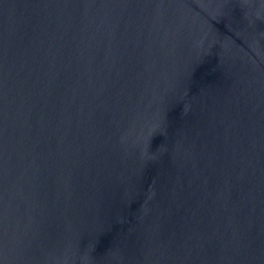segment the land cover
Segmentation results:
<instances>
[{"label": "water", "instance_id": "water-1", "mask_svg": "<svg viewBox=\"0 0 264 264\" xmlns=\"http://www.w3.org/2000/svg\"><path fill=\"white\" fill-rule=\"evenodd\" d=\"M0 264H264V0H0Z\"/></svg>", "mask_w": 264, "mask_h": 264}]
</instances>
